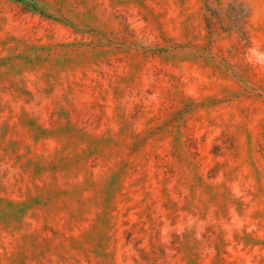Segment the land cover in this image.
Segmentation results:
<instances>
[{
  "label": "rangeland",
  "instance_id": "rangeland-1",
  "mask_svg": "<svg viewBox=\"0 0 264 264\" xmlns=\"http://www.w3.org/2000/svg\"><path fill=\"white\" fill-rule=\"evenodd\" d=\"M0 264H264V0H0Z\"/></svg>",
  "mask_w": 264,
  "mask_h": 264
}]
</instances>
